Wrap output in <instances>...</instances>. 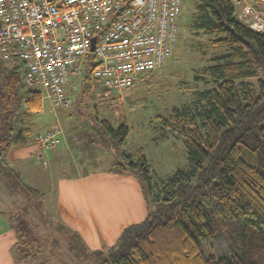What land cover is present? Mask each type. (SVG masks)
Here are the masks:
<instances>
[{
	"label": "trees",
	"instance_id": "1",
	"mask_svg": "<svg viewBox=\"0 0 264 264\" xmlns=\"http://www.w3.org/2000/svg\"><path fill=\"white\" fill-rule=\"evenodd\" d=\"M186 5L181 26L208 36L220 49L195 70L201 82L195 98L173 108L166 121L185 143L189 169L164 181L154 210L124 228L116 248L92 253L93 264H264V34L239 21L230 0H187ZM260 11L264 16V4ZM6 66L0 62V175L20 186L26 200L38 191L7 167L5 153L29 143L42 103L39 93L23 87L18 67ZM106 128L117 141L127 135L126 126L116 133ZM117 166L119 172L136 169L149 185L143 157L137 164L125 156ZM27 216L22 212L12 227L16 264L40 252ZM223 231L234 256L205 257L201 244Z\"/></svg>",
	"mask_w": 264,
	"mask_h": 264
},
{
	"label": "rangeland",
	"instance_id": "2",
	"mask_svg": "<svg viewBox=\"0 0 264 264\" xmlns=\"http://www.w3.org/2000/svg\"><path fill=\"white\" fill-rule=\"evenodd\" d=\"M186 4L184 0L179 43L172 57L152 74L141 75L121 99L113 92L108 97L97 96L103 90L86 71L87 57L77 83L83 99L77 102V95H71L72 104L66 109L43 103V111L35 118L38 125L34 134L57 126L63 136L72 134L71 138L75 135L78 139L70 141L71 149L61 161L47 158L43 166L31 155L22 168L8 162L13 147L5 153L7 167L41 194L30 197L34 206L28 210L21 187L8 181V175H0V210L6 213L10 207L7 193L24 199L15 205L18 212L8 211L9 226L16 229L17 218L27 212L32 220L27 216V225L39 235V254L21 264H93L92 253L116 248L123 229L142 222L154 210L155 200L164 195V181L178 171H188L185 143L166 121L173 108L195 98L201 84L195 79L200 76L195 70L220 49L209 44L208 36L193 35L182 27ZM234 9L238 13L241 4L234 3ZM106 126L115 133L126 126L127 135L117 141ZM125 156L137 164L143 157L149 185L136 169L119 172L117 165L124 164ZM191 183L197 184V177ZM229 244L228 233L223 231L200 247L205 257L231 258L234 253Z\"/></svg>",
	"mask_w": 264,
	"mask_h": 264
},
{
	"label": "built area",
	"instance_id": "3",
	"mask_svg": "<svg viewBox=\"0 0 264 264\" xmlns=\"http://www.w3.org/2000/svg\"><path fill=\"white\" fill-rule=\"evenodd\" d=\"M241 4L239 21L264 34V0ZM184 0H0V62L18 67L26 90L39 93L51 108L82 100L77 83L82 65L98 81L102 95L118 98L143 74H152L176 51ZM93 50H91L92 40ZM84 82L86 78H83ZM55 126L33 134L29 144L37 162L61 143ZM73 141L77 137H72Z\"/></svg>",
	"mask_w": 264,
	"mask_h": 264
},
{
	"label": "crops",
	"instance_id": "4",
	"mask_svg": "<svg viewBox=\"0 0 264 264\" xmlns=\"http://www.w3.org/2000/svg\"><path fill=\"white\" fill-rule=\"evenodd\" d=\"M82 98H83V93H82ZM77 102H78V98H77ZM50 128L51 127H48V128L44 127L42 130H38L37 132L41 131L40 133H42ZM71 135H69L70 137H68L67 134L62 136L61 143L58 145V147L55 150L49 151L46 154V159L48 158L49 160H52V162H56V163L61 161V159H63V157L66 156L67 152L71 149L72 145L70 141L76 143L78 140L77 139L76 141H73V139L71 138ZM73 137H75V135H73ZM31 155H33V148L31 146L26 145L24 147H13L8 152V162L12 165L23 168L22 164L25 163ZM22 171H24V169ZM2 184H3L2 181H0V185ZM6 192H7V189L5 190V193ZM1 196H0V203H2ZM33 196H41V194L38 191V194H35ZM6 197L10 201L9 202L10 207L8 208L6 207V213L0 210V264H16L14 260L13 250L17 244V237H16V234L14 233V229L10 227L7 222L8 221L7 216L9 213L8 211L18 212L17 206L15 205L19 203L18 200L24 201V199L22 198L14 199V197L10 195V193L9 194L7 193ZM37 201H40V199H37ZM25 203L27 204L28 210H31V208L34 206V204L30 203V197L26 198ZM27 215L28 217L31 218V215L29 213H27ZM1 226H3L4 228H2Z\"/></svg>",
	"mask_w": 264,
	"mask_h": 264
},
{
	"label": "water",
	"instance_id": "5",
	"mask_svg": "<svg viewBox=\"0 0 264 264\" xmlns=\"http://www.w3.org/2000/svg\"><path fill=\"white\" fill-rule=\"evenodd\" d=\"M93 42H94V39L92 40V46H91V50H93Z\"/></svg>",
	"mask_w": 264,
	"mask_h": 264
}]
</instances>
